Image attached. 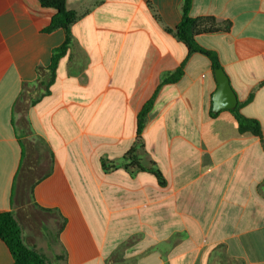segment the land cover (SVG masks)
Returning a JSON list of instances; mask_svg holds the SVG:
<instances>
[{"label":"crops","instance_id":"obj_1","mask_svg":"<svg viewBox=\"0 0 264 264\" xmlns=\"http://www.w3.org/2000/svg\"><path fill=\"white\" fill-rule=\"evenodd\" d=\"M65 1L78 15L71 44L21 129L15 103L37 68L46 82L65 33L43 32L55 11L38 0H0V211L14 213L23 243L47 264H107L114 253L122 264H264V0L190 8L231 22L196 42L261 138L240 134L230 111L210 117V61L166 31L183 0ZM151 99L142 170L130 168L136 116ZM0 264H13L1 243Z\"/></svg>","mask_w":264,"mask_h":264},{"label":"trees","instance_id":"obj_2","mask_svg":"<svg viewBox=\"0 0 264 264\" xmlns=\"http://www.w3.org/2000/svg\"><path fill=\"white\" fill-rule=\"evenodd\" d=\"M192 1L193 0H183L179 23L174 29H166V31L172 34L177 41L186 47L188 54L199 53L206 56L210 61L211 69L215 71V69L220 67L217 58L211 52L200 47L196 42V37L202 34L227 33L230 31L231 22L225 21L218 23L212 16L191 17L190 8L192 6ZM38 3L42 8H49L55 11L49 25L43 32L50 33L54 30L61 29L65 33V40L61 46L52 51L50 64L47 69L48 76L46 82L40 78L41 68H37L36 72L38 74V79L36 85L30 89L25 87L15 103L14 109L20 113L18 125L21 129H27L28 126V122L24 117L28 105L33 103L41 94V91H46L47 85L53 80L57 63L59 59L66 54L71 44L70 27L78 19L76 13L66 8L65 0H38ZM182 68L183 65L174 73L168 75L164 79V82L174 83L180 79L183 73ZM152 105L153 99L143 104L137 113L135 122V141L125 156V160L129 161L128 167L130 168L142 170L139 164V152L143 148L141 135ZM230 112L236 120L238 132L240 134L249 133L261 138V126L257 121L243 117L239 113L238 107ZM209 115L210 117L214 116L211 111H209ZM153 174L159 185L164 186L165 182L161 173L154 171ZM0 243L12 257L13 264H47L41 255L23 243L20 225L12 211H0ZM226 259L231 261L229 257H226ZM122 262V258L119 257L117 253L112 254L107 260V264H122Z\"/></svg>","mask_w":264,"mask_h":264},{"label":"water","instance_id":"obj_3","mask_svg":"<svg viewBox=\"0 0 264 264\" xmlns=\"http://www.w3.org/2000/svg\"><path fill=\"white\" fill-rule=\"evenodd\" d=\"M217 88L211 97L212 114H217L220 111H232L237 107V95L230 85L229 78L224 69L219 67L214 71Z\"/></svg>","mask_w":264,"mask_h":264}]
</instances>
